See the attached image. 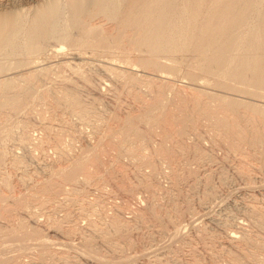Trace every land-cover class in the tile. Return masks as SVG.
Returning <instances> with one entry per match:
<instances>
[{
  "label": "bare ground",
  "instance_id": "1",
  "mask_svg": "<svg viewBox=\"0 0 264 264\" xmlns=\"http://www.w3.org/2000/svg\"><path fill=\"white\" fill-rule=\"evenodd\" d=\"M63 45L71 50L69 55L62 52ZM59 56H69L77 63L60 61L54 62L53 68L44 66ZM181 79L184 85L178 84ZM90 80L95 81V86ZM52 82L62 86L51 87ZM77 82L92 89L96 98L105 88L115 99L127 93L140 104L121 117L115 112L109 114L106 121L99 123L100 116L81 98ZM142 86L150 98L143 96ZM168 96H172L171 104ZM117 103L116 110L120 108ZM35 106L42 108L37 110L43 114L34 113L42 119L30 126L25 118H30ZM93 113L99 117L94 122ZM72 114L79 124L91 122L95 128L97 141L91 147L85 144L87 152L81 153L80 149L79 154H73L64 145L63 131L75 126L68 119ZM201 120L207 121L203 127L209 132V141L212 138L211 142L225 146L235 159L230 168L245 181L246 191L254 194V204L244 201L235 207L252 230L237 223L239 231L229 230L225 235L238 255L229 253L220 255L222 258L209 253L207 258L213 264L220 262L219 257L227 264H264V255H260L264 254V237L260 236L264 234V189L260 183L257 185L259 174L264 175V0H0V264H26L18 258L31 243L35 246L28 252L32 264H56L58 260L62 264H77L79 260L96 263L100 257L92 252L95 241L101 240L112 252L117 251L118 241L131 243V222L115 211L108 221L97 218V208L104 197L87 196L92 185L102 190L98 185L105 177L114 184V196L137 201L136 189L147 193L146 215L143 212L138 219L143 223L150 219L160 233L170 225L174 229L171 237H180L181 212L192 211L198 185L202 184L197 199L200 206L205 207L216 196L213 174L202 175L200 180L189 159L205 162L211 155L201 140L190 146L184 144V136L197 131ZM156 128L161 134L158 132L152 148ZM16 129H20L17 135ZM60 129H64L63 135ZM37 130L42 134L33 139L31 133ZM83 138L88 140V136ZM14 141L25 149V154L19 156L14 146L9 147ZM42 143L52 144L57 154L50 162L46 154L47 171L31 181L35 174H26L25 156L35 159L32 148L43 149ZM102 145L110 147L108 150L114 154L100 148ZM105 152L114 157L106 160L108 157L102 156L107 161L103 163L101 155ZM123 157L130 162V169L120 164ZM252 161L254 169L250 167ZM159 163L168 168L167 172L162 170L164 174L159 173ZM6 167L8 171L4 172ZM18 169L22 172L17 176ZM221 173L218 181L222 185L230 176ZM129 174L139 179L137 186L126 184ZM158 174L168 180L164 189L166 208L156 202V192L162 189L157 186ZM15 186L27 188L28 195L21 194L22 198L13 200L11 206L4 204L7 192L14 191ZM179 200L184 202L183 211L178 207ZM32 203L41 207L46 217L43 224L32 210L28 211ZM18 211L25 216L18 215ZM26 218L32 219L34 225L26 226ZM79 218L85 219V226L80 225ZM228 219L210 217L222 228L233 222ZM198 234L202 242L214 238L205 229ZM8 251L16 252L7 256ZM193 254L188 264H202ZM165 256V263L156 257L153 264H178L177 255Z\"/></svg>",
  "mask_w": 264,
  "mask_h": 264
},
{
  "label": "rangeland",
  "instance_id": "2",
  "mask_svg": "<svg viewBox=\"0 0 264 264\" xmlns=\"http://www.w3.org/2000/svg\"><path fill=\"white\" fill-rule=\"evenodd\" d=\"M62 48H64L63 49V51L62 52H64L66 55H69L70 53H71V50L69 51V47H67L66 45H63L62 46ZM69 52V53H68ZM48 54H51V52L50 53H48ZM63 54V53H62ZM50 55H48V57H49ZM51 57H52V55H51ZM50 57V58H51ZM61 58V59H60ZM54 59H55V61H54ZM58 60V61H57ZM60 61H66L65 63H68V64H74V63H77V61H73V60H71V59H69V56H66V57H64V58H62L61 56H59V57H53V60L52 59H49L47 62L48 63H43L44 64V66H46V65H48L49 67H51V68H53L54 66H55V64H54V62L55 63H59ZM72 61V62H71ZM74 62V63H73ZM53 63V64H52ZM46 64V65H45ZM48 66H46L47 68H48ZM103 79V78H102ZM94 80H95V78H94ZM92 80H90V82H91ZM184 82H185V80H180V81H178V84L180 85H184ZM52 83H54V84H51V87H59L60 85L62 86V84H60V83H58V85H56V82H52ZM95 81H92L90 84L91 85H94L95 86ZM77 84H78V86H80V93H82L81 94V98L86 102V104H87V102H88V104L89 105H92V110H93V112L94 113H98V115L100 116V118L99 117H97V114H94L93 113V120H92V122H94V120L96 119V117L97 118H99V119H97L98 121L97 122H99V123H101V122H104V121H106L107 120V118L109 117V114H110V116L111 115H114V114H116V115H120V117H121V115H122V113H124L125 114V111L126 112H128L129 110H135L137 107H138V105L140 104L139 102H133V99H132V96L130 95V94H128L127 95V93H126V95H125V93H123L118 99H115V97L114 96H112V95H109V93L105 90V88L103 89H101L102 90V92L104 93H102V95L101 96H99V97H95V93H93V90L92 89H88L89 91H87V89L86 88H84V87H86V85L83 83V82H77ZM83 84V85H82ZM53 85V86H52ZM90 85V86H91ZM50 86V85H49ZM84 86V87H83ZM56 87V88H57ZM145 86H142V90L141 91H143V90H145L146 89V87L144 88ZM145 92V93H144ZM143 93V96L146 98V96H147V98H150L151 97V94L149 95V93H147L146 92V90L145 91H143L142 92ZM106 94V95H105ZM145 94H146V96H145ZM86 96V97H85ZM96 98V99H95ZM146 98V99H147ZM168 98H169V100L171 101L170 102V104L172 103V96H168ZM126 99V100H125ZM98 100V101H97ZM119 100H120V102H119ZM100 101V102H99ZM115 101L116 102H118L117 103V105L120 107V108H117V110H116V108H115ZM132 101V102H131ZM124 102V103H123ZM97 104V105H96ZM112 106V107H111ZM128 107V108H127ZM35 109H34V111H33V114H31V116H30V118H28V119H30V120H28V119H26L25 118V120H27V122H31V123H29V124H31L30 126H32V124L33 125H36L37 123H38V121H40V119H42L41 118V116L40 115H36L38 112H40V110H42V108L40 107V106H35L34 107ZM39 108H41L40 110H37V109H39ZM114 109V110H113ZM121 109V111H119V110ZM37 110V111H36ZM96 112H95V111ZM35 112H37L36 114H34ZM115 112V113H114ZM120 112V113H119ZM40 113H42V111L40 112ZM40 113H38V114H40ZM112 113V114H111ZM114 113V114H113ZM43 114V113H42ZM33 115L35 116V117H33ZM45 116H48V114L46 113L45 114ZM76 115H69L68 116V119H69V122L71 121L72 123H74V127L72 128V129H68V130H64V129H60L59 131H61V133H62V135H63V132H65L64 133V136H62L63 138L65 137V139H63L64 140V142H66V143H64V145L66 144V149L67 150H70V151H72L73 152V154H79V151H80V149H81V153H83V152H87L88 151V147H91V145H94L95 144V142L97 141L96 140V137H95V128L93 127V125L91 124V122L90 123H87V124H79L78 122H80L79 121V119L78 118H76L75 117ZM95 116V117H94ZM39 117V118H38ZM103 117V118H102ZM44 118V117H43ZM47 118V117H46ZM92 119V118H91ZM44 120H46L45 118H44ZM55 122H57V121H55ZM204 120H201L200 121V126H198L199 128L197 129V131L195 130L194 132H192V131H189V132H187V134L184 136V144L186 143H188L187 145L188 146H190L193 142L195 143V142H197L198 140H201L200 141V143L202 144V147L207 151V153H209L210 155H211V159H208V160H206L205 162L204 161H202L203 162V164H202V162L201 161H197V160H192L191 158H189L190 159V166H191V168H194V169H196V171H198L197 173V175H198V178H200V177H202L203 178V176H205V175H207L208 173H210L211 175H212V184H213V186L215 187V190H216V196L213 198V200L212 201H210L209 202V204H206L205 205V207H204V205L203 206H200V204H198L197 202H198V200L197 199H199V197L198 196H200V194H201V190H202V184H199V185H201V186H199L198 185V187L200 188V189H196V193H194V194H196V196L194 197V195H193V197H192V203H191V206H192V211L191 212H189V213H185L183 210L185 209L184 208V202L182 201V200H179V203L180 204H178V207L181 209V211H183V212H181V213H183V218H182V226H181V228H183L182 229V232L180 233L181 234V236L180 237H171V233L173 232V228L170 226V225H166V226H164L163 227V229H162V233H160V232H157V231H159V229L160 228H157L156 226H155V224L152 222V221H150V219L148 220V218H147V221H149V222H146V220H145V222L143 223V221L141 222L139 219H138V216H140L139 214H142L143 212V215L145 214L146 215V209L148 208L147 206L149 205V201H148V197L146 196L147 195V193H145V192H143L140 188H138V189H136V196L135 197H138V199H137V201L136 200H134V199H130L129 197H120V195L119 196H114V195H112L111 194V190H112V188H113V186H114V184H112V180H110V179H107L106 177L104 178L105 180H107V181H105V180H100V185H98V187H102V190L99 192L98 190H96L95 188V185L93 186L92 185V187L90 188V190H89V192H87V196L90 198V199H96L97 197H101L102 195V197H104L103 199H101V202H100V204H102L101 206H102V208H99V207H101L100 205H99V207L97 208V211H98V209H99V214H97V218L100 216L101 217V219L103 220V218L104 219H106L105 221H108L109 219H110V217H111V215L113 214L112 212H119V214H120V217H122V219H124L125 221L127 220V222L128 223H130L129 225H130V230L131 231H129V234H130V240H131V243H129L128 245H127V243L125 244L124 242H120V241H118L117 243V246H118V249H117V251L116 252H112V250H111V248L109 247L108 248V245H106L104 242H101V240H97V241H95V242H97V243H95V250L94 251H92V252H94V255H98L99 254V256L98 257H100L99 259H100V261L98 262H89V263H85L83 260L81 261V262H83V263H81L80 262V260L79 261H76V263L77 264H153V262L155 263V261H156V257H157V259L159 258V259H161V261L160 262H164L165 263V261H166V254L167 255H177V261H178V264H188V262H190V260H191V256H189V255H191V254H193L192 252H194V254L193 255H195L196 257L195 258H198L197 260H199L200 261V263H202V264H213V263H211L209 260H208V258H207V255H215V256H220V255H229V253H230V255L232 254H234V253H236V249L234 248V246H231L230 244H228L227 242H226V239H225V235L227 234V233H229L231 230L232 231H239L238 230V226H239V224H240V226L241 227H243V229H246L247 231L249 230V232L252 230V228L249 226V224L246 222L245 223V220L243 219V217L238 213V210H236L237 208H235L238 204H240L241 202H250V201H252V203L254 204V194H252L253 195V197H252V195H251V193H248L247 191H246V185H243V184H245V181L242 179V178H238L239 176L236 174V172L234 171V169L233 168H230V167H232V165H233V162H234V158H233V156H231V154L230 153H228V151H227V149L226 148H224L225 146L224 145H221L220 146V143L219 142H214L213 140H212V142H211V139L212 138H210V141H209V135H208V131H207V129H206V127H203L204 126ZM205 123H207V121L205 122ZM79 124V125H78ZM89 124V125H88ZM56 127H58V125H55ZM80 126V127H79ZM82 126V127H81ZM85 126V127H84ZM80 128H82L81 130H80ZM75 129V130H74ZM85 129V130H84ZM91 129H92V131H91ZM158 129H160V128H156L155 130H157V132L156 131H154V132H156L154 135H153V139L152 140H154V141H152L151 142V144H152V146H151V144H150V146L153 148V146H154V148H155V144L157 143V141H155V139L156 140H158L157 138H159V133L161 134V130H158ZM58 130V129H57ZM64 130V131H63ZM71 130V131H70ZM72 130H73V132H72ZM80 130V131H79ZM16 131H18V129H16ZM63 131V132H62ZM75 131V132H74ZM78 131V132H77ZM20 132V129H19V131L18 132H16V135L18 134ZM32 132V131H31ZM34 132V133H33ZM32 133H31V136H32V138L33 139H35V138H37L38 136H41V134H42V131H40V130H37V131H33ZM77 132V133H76ZM81 132V133H80ZM159 132V133H158ZM208 132V133H207ZM68 133V134H67ZM71 133H73V134H71ZM205 133V134H204ZM66 134V135H65ZM71 134V135H70ZM75 134V135H74ZM77 134V135H76ZM82 136H80V135ZM38 135V136H37ZM88 136V140L87 139H85V138H83L84 136ZM94 135V136H93ZM202 135V136H201ZM205 135H208V136H205ZM34 136V137H33ZM67 136V137H66ZM76 136V137H75ZM211 136V135H210ZM115 137H116V135H115ZM115 137H113L112 139H115ZM74 139L75 138V140H72V139ZM83 138V139H82ZM119 138V137H118ZM78 139V140H77ZM80 139V140H79ZM84 139H85V141H84ZM83 140V141H82ZM112 141V140H111ZM113 142V141H112ZM156 142V143H155ZM84 143V144H83ZM90 144L88 147H86L85 146V144ZM93 143V144H92ZM106 143V142H105ZM14 144V145H13ZM104 144V143H103ZM211 144V145H210ZM9 147L10 148H13V147H11V145L12 146H14V148L16 149V152H17V154L20 156V155H23L22 153H26L25 152V149H23V148H21L17 143H16V141H14V142H11V143H9ZM29 145H31V144H29ZM42 145V148L43 149H41V146H38L39 148H36V149H34V148H32V150H33V156L35 157V159L34 158H32V157H26L25 156V159H26V161H25V166H26V169H25V166L23 167V169H25V172H26V174H28L30 177L32 176V175H34V176H32V179H30L31 181L33 180V179H37L39 176H42V175H44L45 174V171H47V166L45 167V165H47V164H45V157H46V154L49 156V158H48V156H47V158H48V161L50 160V161H53V159H55V157H56V151H55V147L52 145V144H50L51 145V148L49 147L50 145H49V143H42L41 144ZM48 145V146H47ZM70 145V146H69ZM215 145V146H214ZM218 145V146H217ZM34 146V145H33ZM45 146H47V147H45ZM73 146V147H72ZM105 146V145H104ZM149 146V147H150ZM217 146V147H216ZM82 147H83V150H82ZM84 147H86V148H84ZM148 147V148H149ZM149 148V149H145V153L146 154H148L149 153V151H150V153L152 152V148ZM211 147V148H210ZM218 147H219V150H218ZM21 148V149H20ZM44 148H45V150H44ZM55 148V149H54ZM70 148V149H69ZM100 148H102V149H104V148H106V147H104L103 148V145L100 147ZM108 148H110V147H108ZM108 148H106L105 150H107V151H109V152H111L112 153V149H109L108 150ZM73 149V150H72ZM84 149H87V150H84ZM23 150V151H22ZM149 150V151H148ZM45 151V152H44ZM54 151V152H53ZM75 151V152H74ZM83 151V152H82ZM227 151V152H226ZM71 152V153H72ZM108 152V153H109ZM148 152V153H147ZM108 153L107 152H105L103 155H101V157L103 156L105 159L108 157ZM109 154V157L106 159V160H109L110 159V157L112 158V157H114V155H112V154H114V151H113V153L112 154ZM226 153V154H225ZM228 154H230V155H228ZM39 155V156H38ZM111 155V156H110ZM149 155V154H148ZM244 156H245V154H243ZM43 156V157H42ZM55 156V157H54ZM107 156V157H106ZM37 157V158H36ZM50 157H52V158H50ZM103 157H102V161H103V163H105V162H107V161H105V159L103 160ZM213 157V158H212ZM225 157V158H224ZM43 158H44V160H43ZM33 159V160H32ZM246 159V161H248L249 162V160L247 159V158H245ZM30 160V161H29ZM40 160V161H39ZM126 160H127V162H126ZM192 160V161H191ZM223 160V161H222ZM49 161V162H50ZM215 161V162H214ZM222 161V162H221ZM225 161H227V162H225ZM229 161V162H228ZM34 162V163H33ZM38 162V163H37ZM124 164H123V163ZM195 162V163H194ZM196 162H197V164H196ZM199 162V163H198ZM194 163V164H193ZM213 163V164H212ZM254 161H252V165H251V162H250V167L252 168V169H254L253 167H254ZM41 164V165H40ZM44 164V165H43ZM120 164L122 165V166H125V168H129L130 169V162L128 161V159H126V158H124L123 157V159L121 158V160H120ZM221 164H223V165H221ZM128 165V166H127ZM159 166H158V168H159V173L163 170V171H165V172H167V170H168V168L165 166V164H162V165H160V163L158 164ZM164 165V166H163ZM199 165V167H198V169H197V166ZM202 165V166H201ZM204 165V166H203ZM208 165V166H207ZM229 165V166H228ZM30 166V167H29ZM31 166H33V167H31ZM217 166V168H215ZM222 166V167H221ZM224 166V167H223ZM204 168V169H203ZM210 168V169H209ZM221 168H223V169H221ZM5 169H7V171H8V168L6 167V168H4V172H5ZM34 169V170H33ZM42 169H44V170H42ZM161 169V170H160ZM145 171L144 172H148V170L147 169H144ZM217 170V171H216ZM220 170V171H219ZM10 171V170H9ZM30 171V172H29ZM37 171V172H36ZM44 171V172H43ZM162 171V172H163ZM209 171V172H208ZM211 171H212V173H211ZM219 171V172H218ZM224 172V173H226L227 175H229L230 177L229 178H227V183H225V184H222L221 185V183H220V181H218L219 180V176L218 175H221L222 173L221 172ZM17 173V176H18V173H20L21 174V172H22V170H20V169H18L17 171H16ZM42 172V173H41ZM102 172H104L103 170H102ZM165 172H163V174L165 173ZM200 172V173H199ZM213 172H215V173H213ZM218 173H220V174H218ZM230 173V174H229ZM232 173V174H231ZM200 174V175H199ZM216 174V175H215ZM14 175V174H13ZM38 175V176H37ZM128 175V174H127ZM203 175V176H202ZM231 175H233V176H231ZM260 175V177H258V183H257V185L260 183V185H261V187H262V189H264V175H262L261 176V174H259ZM27 177V176H26ZM162 177V178H161ZM263 177V178H262ZM13 178H15V176L14 177H12V180H13V182H14V180L16 181V178L15 179H13ZM28 178V177H27ZM161 178V179H160ZM202 178H200V180L202 179ZM127 179L129 180V181H127L126 182V184H131V186H137L136 184H138V182H139V179L137 180L135 177H133V176H131L130 174H129V176H127ZM126 179V180H127ZM242 179V180H241ZM131 180V181H130ZM156 182H158V184H157V186H158V188L159 189H161V190H158L156 193H158V194H156L157 196H159V198L156 196V198H158V200L156 199V202L157 201H159V203H157L158 204V206L159 207H164V208H166L165 206H166V204L168 203V200H166L167 199V195L165 196V191L167 190V187H168V180L165 178V177H163V176H161V174L159 175L158 174V177L156 178ZM214 180V181H213ZM109 181V182H108ZM102 182V183H101ZM133 182V183H132ZM243 182V183H242ZM132 184H135V185H132ZM161 184V185H160ZM140 185V184H139ZM138 185V186H139ZM160 185V186H159ZM165 185V186H164ZM185 185H186V183H185ZM234 185V186H233ZM239 185V186H238ZM67 186V185H66ZM163 186V187H162ZM245 186V187H244ZM252 186H254V183H253V185ZM105 187V188H104ZM165 187H166V190H164L165 189ZM227 187V188H226ZM243 187V188H242ZM24 187H19V186H15L14 188H13V190L14 191H12V190H10L11 192H7V196H8V199L6 200V203H4V204H7V205H9V206H11V205H13V200H20L21 198H22V195L23 196H25V195H28V193L26 192L27 191V188H24ZM66 188H69V186L68 187H66ZM243 190H242V189ZM26 189V190H25ZM245 189V190H244ZM107 190V191H106ZM113 190H114V188H113ZM161 191V192H160ZM197 191H199V192H197ZM139 192H140V194H139ZM264 192V191H263ZM99 193H100V195H99ZM106 193V194H105ZM108 193V194H107ZM142 193V194H141ZM143 193H144V195H143ZM163 193V194H162ZM246 193V194H245ZM248 193V194H247ZM22 194V195H21ZM89 194V195H88ZM111 194V195H110ZM113 194H114V192H113ZM160 194V195H159ZM97 195V196H96ZM163 195V196H162ZM249 195H251V196H249ZM109 196V197H108ZM243 196V197H242ZM249 196V197H248ZM94 197V198H93ZM96 197V198H95ZM99 197V198H100ZM144 197V198H143ZM62 198V196H59V198L58 199H61ZM164 198V199H163ZM251 198V199H250ZM122 199V200H121ZM130 201H129V200ZM141 200V201H140ZM195 200V201H194ZM240 200V201H239ZM126 201V202H125ZM147 201H148V203H147ZM161 201V202H160ZM194 201V202H193ZM103 202V203H102ZM183 202V203H182ZM220 202V203H219ZM109 203V204H108ZM114 205H116L117 207H118V209H116V207H114L113 206V204ZM166 203V204H165ZM148 204V205H147ZM164 206H163V205ZM260 204V203H259ZM262 204V203H261ZM260 204V205H261ZM168 205V204H167ZM208 205V206H207ZM121 206V207H120ZM200 206V207H199ZM219 206V207H218ZM37 205L35 206V204L34 203H32V204H30L29 205V207H28V211L29 210H32V212H34V215L36 216V219L37 220H39L38 222L40 223V224H43V222H45L46 220V217L45 216H43L42 215V212H41V207L39 208V207H37ZM182 207V208H181ZM115 208V209H114ZM209 208V210H207ZM114 209V210H113ZM202 209V210H201ZM206 209V210H205ZM118 210V211H117ZM121 210V211H120ZM144 210H146V211H144ZM39 211V212H38ZM206 212H208V214L206 213ZM61 215H62V213L61 212H59ZM58 213V215H60ZM137 213V214H136ZM18 215H21V216H25L24 214H23V212H20V211H18V213H17ZM136 214V215H135ZM205 214V215H204ZM107 215V216H106ZM110 215V216H109ZM42 216V217H41ZM104 216V217H103ZM191 216H192V218H191ZM204 216V217H203ZM218 217V216H220L221 218H225L226 216H228V218L230 219H232L233 220V222H228V227H226V228H222V227H220V226H217L214 222H211L210 221V217ZM231 216V217H230ZM96 216H94L93 215V218H95ZM106 217V218H105ZM107 217H109V218H107ZM27 219V221H26V223H25V225L26 226H33L34 224L32 223V219L30 220V219H28V218H26ZM108 219V220H107ZM228 219V220H229ZM243 219V220H242ZM29 220V221H28ZM82 220V221H81ZM185 220V221H184ZM78 221H79V223H80V225L81 226H85L84 224H86L85 223V219H83V218H79L78 219ZM104 221V220H103ZM192 221V222H191ZM243 221V222H242ZM28 222V223H27ZM188 222H190V223H188ZM143 223V224H142ZM153 223V224H152ZM232 223H234V224H232ZM237 223H239V224H237ZM145 224V225H144ZM184 224V225H183ZM187 224V225H186ZM241 224H243V225H241ZM186 225V226H185ZM185 226V227H184ZM204 227V228H203ZM238 227V228H237ZM250 227V228H249ZM27 228V227H26ZM142 229V230H141ZM203 230V229H205V232H208V235H209V237L210 236H212V237H214V238H212V239H210L209 237V240H214V241H210L209 242V240H207V242L206 241H203L202 242V240H200V238L198 237L199 236V230ZM251 229V230H250ZM230 230V231H229ZM171 231V232H170ZM253 231H254V229H253ZM153 232V233H152ZM212 232V233H211ZM152 233V234H151ZM52 233H50L49 235H51ZM150 234V235H149ZM161 234V235H160ZM168 234V235H167ZM183 234V235H182ZM53 235V234H52ZM56 235V234H55ZM165 235V236H164ZM217 235V236H216ZM239 235V234H238ZM149 236V237H148ZM240 236V235H239ZM261 237H264V234H262V235H260ZM55 237H59V236H55ZM164 237V238H163ZM60 238V237H59ZM99 239V238H98ZM217 241H216V240ZM264 239V238H263ZM3 240V239H2ZM184 240V241H183ZM32 242H34V241H32ZM104 243V244H103ZM31 244H33V243H31ZM31 244H29V246L30 247H28V249H26L25 251H27L26 253H24V254H22L18 259L19 260H22V261H24L26 264H32V262H30V254L28 255V252L31 250V251H33L34 250V245L32 246ZM31 246H32V248H31ZM98 247V248H97ZM168 247H169V249H168ZM120 248V249H119ZM219 248H220V250H219ZM122 249V250H121ZM221 249H224L223 251H221ZM235 249V250H234ZM119 250V251H118ZM162 250V251H161ZM191 253H190V252ZM222 253H221V252ZM230 251V252H229ZM11 252V253H10ZM15 252L16 251H8V252H6V253H8V255L7 256H11V255H9V253L10 254H12L13 255V253L15 254ZM173 252L175 253V254H173ZM189 253V254H188ZM210 253V254H209ZM213 253V254H212ZM237 254V253H236ZM23 255H25V256H23ZM149 255V256H148ZM152 255V256H151ZM156 255V256H155ZM180 255V258L178 257ZM235 255V254H234ZM238 255V254H237ZM260 255H264L263 253L262 254H260ZM155 256V257H154ZM164 256V257H163ZM29 257V258H28ZM220 257H222V258H224V256H220ZM219 257V259H218V261H220L218 264H227V262H226V260L224 261L222 258H220ZM264 257V256H263ZM27 258V259H26ZM105 258V259H104ZM126 258H128V259H126ZM179 258V259H178ZM154 261H153V260ZM264 259V258H263ZM28 260V261H27ZM70 261H75V260H70ZM95 261V260H94ZM124 261V262H123ZM151 261V262H150ZM30 262V263H29ZM80 262V263H79ZM148 262V263H147ZM242 262H244L245 263V260L243 259L242 260ZM33 264H38V263H33ZM56 264H62V260H58L57 262H56ZM72 264H73V262H72Z\"/></svg>",
  "mask_w": 264,
  "mask_h": 264
}]
</instances>
